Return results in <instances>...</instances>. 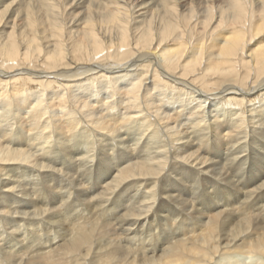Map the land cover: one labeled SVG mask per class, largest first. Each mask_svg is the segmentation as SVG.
Returning <instances> with one entry per match:
<instances>
[{"label": "bare ground", "instance_id": "bare-ground-1", "mask_svg": "<svg viewBox=\"0 0 264 264\" xmlns=\"http://www.w3.org/2000/svg\"><path fill=\"white\" fill-rule=\"evenodd\" d=\"M0 264H264V0H0Z\"/></svg>", "mask_w": 264, "mask_h": 264}]
</instances>
